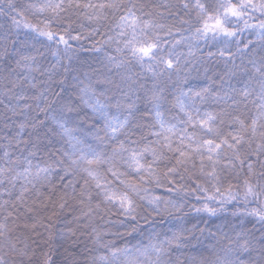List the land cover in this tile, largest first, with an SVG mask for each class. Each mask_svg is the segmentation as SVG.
<instances>
[{"label":"snow or ice","instance_id":"snow-or-ice-1","mask_svg":"<svg viewBox=\"0 0 264 264\" xmlns=\"http://www.w3.org/2000/svg\"><path fill=\"white\" fill-rule=\"evenodd\" d=\"M0 3H3V6H0V16L10 19L17 29L23 26L54 42L57 49L63 45L65 53L71 50L70 41L81 39L79 33L73 35L76 31L73 27L74 17L77 20L83 19L100 25L109 21L111 16L114 21L112 24L114 34L108 35L107 39L101 42V47L116 44V51L121 54V58L117 60L116 57L106 56L108 62L114 63L119 68L130 61H135L145 66L154 78L162 72L179 73L191 61L201 59L191 50V45L183 61L181 54H176L171 49L167 54H161V50L168 42L167 37L180 34L181 40L185 39L180 29H176L174 33L171 26L160 23L165 13L174 17L180 24L188 25L186 30L190 32L193 41L206 42L209 39L216 41L218 37L227 41L242 34L244 29L258 28V39L264 42V19L257 25L249 24L254 13L264 16V0H235V2L234 0H182L178 4L165 2L151 5L150 11H146L149 6L140 3L139 0H32L27 4L19 3L18 0H6V2L0 0ZM161 7L165 12L159 11ZM173 9H182L189 19H183L180 12H173ZM25 13L37 18L36 23L29 22ZM80 27L82 28L83 24ZM92 32H99V28H93ZM9 41V35H5L0 40V49L6 55ZM180 42L176 40L172 44V49ZM11 43L22 48L27 46L26 41L19 39L11 40ZM236 43L235 54L225 47L218 49L216 53L209 52L208 56L218 55L226 62L231 61L236 54L243 56L252 42L249 41L242 48L239 47L238 40ZM17 55L20 56L18 60L15 56L12 59L17 67L26 71L24 80L31 82L34 79L32 72L39 70L33 66L41 53L37 49L35 55H20L19 52ZM55 55L59 60V53ZM249 63L252 65L251 72L242 62L240 66L233 65L228 73L229 76H235L237 72L247 75V79L238 81L241 84L239 88L223 80L216 92L212 91V86L201 87L199 91H194L192 87L187 91L182 87L178 88L174 106L185 117L181 127L165 121L159 109L166 100L162 95V89L154 84L147 91L151 93L148 99L156 121L154 127L158 126L159 130L152 133L156 137L154 141L150 140L143 144L130 139L129 134L130 118L137 110L135 101L131 100L129 95L134 91V81L128 85L127 92L116 86L110 104L101 103L99 98L111 91L109 87L111 82L106 78L98 79L94 85L89 82L79 88L81 102L87 104L95 118L94 131L88 133L93 137L90 143L74 135V129L68 127L65 112L74 111L70 103L61 104L59 110L51 107L54 101L46 97L59 96V94L50 90L47 81L43 82L40 98L45 106L37 105V108L44 114L45 119L44 121L34 119L31 125L35 128L50 120L57 134L65 138L68 150L62 152L63 159H56L44 165H33L27 157L21 162L19 156L10 151L14 142L17 145L20 143L18 136L5 135L4 144L0 147V159H2L0 197L7 195L10 199L0 201V207L12 206L13 210L17 211L11 197L16 183L20 180H23V184L15 197V203L24 207L27 204L25 193L28 192L29 186L34 189L38 184L47 183L51 186V176L58 167L65 176H79L82 180L79 191L73 181L64 185L66 191L58 197V208L64 209L68 206L69 200L75 201L81 208L80 216L89 221L97 213L110 212L115 208L123 217L131 218L130 223L134 225L138 222V218L147 222V217L140 215L141 201L147 203L154 216L179 213L184 207L183 204L150 195L147 185L153 184L156 188H162L165 184L172 185L168 189L169 193L196 195L199 192L208 201L227 202L239 197L243 199L245 205L250 202L257 204V207L251 209L245 207L244 214L254 216L260 222L259 235L255 232L238 233L236 238L230 239L228 246L222 249L224 253L222 256H217L214 261L204 264H264V57H261L259 62L253 59ZM12 74H16L14 69ZM126 79L131 81L132 77ZM9 83L10 93L12 89L21 87L13 81ZM35 86L33 83L32 87ZM136 87L144 86L136 84ZM97 89L103 91L97 93ZM61 91L63 92L64 89L61 88ZM14 98L18 101L24 99L21 93H17ZM207 98L222 102L233 109L241 106L247 109L251 104L255 112L247 118V122L239 116L233 117L231 120L233 130L224 133L218 127L223 123L219 119V113L208 111L201 113L195 106L197 100L204 102ZM25 107L30 109L31 106L25 105ZM4 108L6 109L3 117L4 128L7 130L12 117L17 115V106L10 100ZM125 112L127 115L121 118ZM97 124L102 125V128H97ZM25 126V124L19 125L21 132ZM100 131H103V136L99 135ZM121 136L125 139H120ZM207 136L213 138L207 139L205 138ZM13 156L17 158L13 159ZM130 176L134 178L130 179ZM197 176L204 183L196 179ZM229 176L237 179L239 184L234 186L228 183L225 188L224 183ZM173 177H178L181 182L185 179L192 180L195 187L189 189L184 183L178 184ZM60 179L63 180L64 177ZM205 184L208 186L206 187ZM237 187L242 188V197L236 190ZM196 198L199 200L200 196L197 195ZM203 210L213 214L216 211L207 204H204ZM25 211L31 209L25 207ZM11 215L8 213V216ZM7 218L6 216L5 220ZM73 219L78 220L79 217ZM149 226L151 227V224ZM6 231V223H0V236H4ZM132 231L135 232L136 228L133 227ZM91 234L93 243L105 253L93 257L91 264H170L166 259L169 248L182 239L181 235L173 233L171 237L165 236L164 239H155V242L150 241L147 245L129 248L116 247L96 228H92ZM62 235L72 238L76 233L72 228H68ZM10 248L21 257H27L29 254L27 245L17 248L15 244H10ZM0 264H9L4 255H0ZM43 264H51L49 255L45 254Z\"/></svg>","mask_w":264,"mask_h":264},{"label":"trees","instance_id":"trees-1","mask_svg":"<svg viewBox=\"0 0 264 264\" xmlns=\"http://www.w3.org/2000/svg\"><path fill=\"white\" fill-rule=\"evenodd\" d=\"M18 2L27 4L32 2V0H18ZM139 2L148 5L149 7L145 10L150 11L152 10L150 7L151 5L165 2L178 4L182 2V0H139ZM0 6H3V3H0ZM159 11L165 12V9L161 7ZM172 11H179L183 19H189L182 9H173ZM25 16L29 22L36 23L37 18L32 17L28 13H25ZM73 19L75 21L73 27L76 29L73 35L79 33L81 39L79 41H70L72 44L71 49L75 51L79 49L81 51L79 52V56H75L76 60L70 62L72 60L62 57L59 58V60H57V58L50 61L47 60L45 49L54 54L55 49H57L54 42L48 41L45 37H41L34 31L23 26L17 29L15 25L11 23L10 19L0 16V40H2L5 35L10 36V41L7 45L8 54L6 55L3 50L0 49V147L4 144L3 137L5 135L10 134L11 136H18L20 143L17 145L14 142V146L10 151L16 153L21 162L27 157L32 161L33 165H44L56 159H63L62 152L68 150L65 138L57 134V130L50 120L45 121L44 125H37L35 128L31 125V121L34 119L40 121H44L45 119L44 114L40 113L37 108V105L40 107L45 106L42 98H40V92L42 91L43 82L45 81L48 82V86L52 92L59 94V96L46 97V99L54 101L51 107L54 110H59L61 104L70 103L74 111L72 113L65 112V117L68 120V127L74 129V135L78 136L81 140H85L86 143H90L93 137L89 136L88 133L89 131H94L93 124L95 118L92 116L91 109L87 104L81 102L79 88L83 84L89 82L94 85L98 79L106 78L110 82L113 80L115 86L109 85L111 91L107 92L105 96L99 97L101 103L110 104L112 103L111 96L112 93L116 91V86H119L125 92L128 91L127 87L122 86L123 83L116 71L121 72L126 77H132V80L135 79L134 86L139 84L144 87L138 88V90L134 89L132 93H129L130 99L135 101L137 108L130 118L129 134L130 139L143 144L150 140L154 141L156 137L153 136L152 133L159 130L158 126L154 127L156 121L153 115L152 105L144 94L146 93L150 96L151 93L147 90L151 89L154 84L162 89V95L166 100L159 109L165 121L169 124L181 127V122L185 117L174 106L178 88L182 87L187 91L189 87H192L194 91H199L201 87L212 86V91L216 92L219 90V85L222 80L239 88L241 84L238 83V81L247 79V75L237 72L235 76H229L228 73L233 68V65L240 66L243 62V66L251 72L252 65L249 61L255 59L259 62L260 58L264 57V42L258 39V28L244 29L242 34L234 38H229L227 41L219 37L216 41L211 39L206 42L203 40L193 41L190 32L186 30L188 25L180 24L174 17L167 16V13H165V17L160 19V23L171 26L174 33L176 29H180L185 38L181 40V35L176 34L173 37L166 38L168 41L167 44L172 43L174 40H180L181 44L184 43L181 48L180 45H178L173 49L176 54H181L182 61L187 57L189 46L191 45V50L195 52L198 57H201L200 60L191 61L190 64L182 68L179 73L162 72L155 78L145 66L135 61H130L128 64L119 68L114 66L113 63H111L112 68H104L102 65V74L99 75L98 69L100 60L97 54L108 53L105 51L109 49V51L113 53L110 54L116 57L117 60L121 58V54L116 51V44H108L101 47V42L106 40L108 35L114 34L112 31V24L114 21L110 16L109 21L96 25L87 20H77L75 17ZM262 19H264V16H261L259 13H254L253 19L249 21V24L257 25ZM81 24H83L82 28L80 27ZM97 27L99 28V32L93 33L92 29ZM16 39L26 41L27 46L22 48L20 45H13L11 40ZM237 40L240 42L239 47L241 48L249 41L252 42L249 44L243 56L236 54L233 60L227 62L218 55L208 56L209 52L216 53L218 49H223L225 47L229 48L235 54ZM61 48H64V46L60 45L57 50L59 51ZM37 49L41 55L37 56V62L33 67L39 70L32 72V77H34V79L31 82H26L24 80L26 71L17 67L12 57L15 56L18 60L20 56L17 55V52H19L20 55H35ZM197 49H199V51H197ZM161 54L164 55L167 54V52H162L161 50ZM89 57L91 58L83 60ZM93 61L94 65L85 73L84 65ZM66 66L68 67L69 74L72 76L70 78L71 83L68 79H63ZM13 69L16 74H12ZM139 69H141L142 72L138 76ZM133 72L135 73V78L133 77ZM87 74L89 75L86 76ZM9 81H13L21 87L12 89L10 93L8 91V89L11 88ZM33 83L36 85L35 87H32ZM57 85H60V87ZM61 88L64 89L63 92ZM72 88L77 90V95ZM96 91L100 93L103 89H97ZM17 93H21L24 99L19 101L15 99L14 97ZM70 96L72 98L68 99ZM61 97L63 98L61 99ZM137 97H139V99H137ZM10 100L13 105L17 106V115L12 117L8 129L5 130L3 117L6 109L4 105H7ZM73 101L78 104H76L78 107H75ZM185 103L188 102L185 101ZM228 104L230 105L231 102L229 101ZM25 105H30V109L26 108ZM195 106L201 113L205 111L219 113V119L223 121V123L219 124L218 127L224 133L233 130L234 126L231 124L233 117L239 116L247 122V118L255 112L254 106L251 104L248 105L247 109L243 106L238 109H233L211 98H207L204 102L197 100ZM51 114L52 113H50V115ZM125 115H127L126 112L122 114L121 118ZM20 124L26 125L22 132L19 128ZM96 127L102 128V125L97 124ZM189 130L191 131V129ZM99 135L103 136V131H100ZM43 137H47L46 139H48L52 145L51 148H45L48 141L45 144L42 139ZM205 138L211 139L213 137L207 136ZM120 139H125V137L121 136ZM16 158V156H13V159ZM148 159H151L150 155ZM0 163H2V159H0ZM121 171H124V169H121ZM60 177H64V179L61 180ZM129 178L131 179L134 177L130 176ZM109 179H111V176H109ZM173 179H175L178 184L184 183L189 189L195 187V183L192 180L185 179V181L181 182L178 177H173ZM196 179L204 183L199 176H197ZM69 181L75 182L77 191H79L80 185L82 184L80 177L73 175L65 176L63 171L58 167L56 172L51 176V186L47 183L43 185L38 184L36 189L29 186L28 192L25 193L27 204L24 207L15 203V197L18 195L23 180L16 183L11 200L15 204L17 211H14L12 206L6 208L0 207V223H6L7 225V231L4 236H0V255H4L9 261V264H43L45 254L51 257V264H91L93 257L105 254L102 249H99V247L93 243V235L91 234L92 228H96L104 233V238L112 241L116 247L127 246L129 248L133 246H144L150 241L155 242V239H164L165 236L171 237L173 233H177L182 236V239L169 248L166 259L170 264H204V262L214 261L217 256H222L224 254L222 249L226 248L229 244V240L235 239L238 233L255 232L259 235V230L261 228V224L256 217L244 214L245 207L249 209L257 207V204L254 202L245 205L243 199L239 197L236 200H229L227 202L221 200L208 201L204 198L203 194L199 192L196 193V195L169 193L168 189L171 188L172 185L165 184L162 188H156L153 184L147 185L150 195L159 196L163 199H170L177 204H183L184 207L179 213L173 212L171 215L164 214L162 216H154L151 214V209L148 208L147 203L141 201L140 215L147 217V222L145 219L138 218V222L134 225L130 223L131 218L123 217L115 208L110 212L97 213L89 221L87 218L80 216V206L75 201L71 200L68 202V206L64 209H58L52 220L44 224V232L39 231V233L41 237L44 238L45 243L36 247L32 243V239L30 242L28 238L24 237L23 229L14 228V221L24 217L25 207L31 209V198H39V196L44 195L46 192L61 194L66 191L64 185L68 184ZM228 183L237 186L239 181L229 176L225 180V188L228 186ZM205 186L207 187L208 185L205 184ZM236 190L240 192V196L242 197V188L237 187ZM67 191L70 192L71 189H67ZM197 195L200 196L199 200L196 198ZM9 199L7 195L0 197V201ZM55 202L57 203L59 200ZM204 204H207L209 208L215 209V213L204 211ZM54 205L56 204L54 203ZM196 209H201V211H196ZM28 212L31 213V211ZM8 213L12 215L8 216ZM14 215L17 216L13 217ZM6 216L8 217L7 220H5ZM74 217H79V219L74 220ZM41 222L44 223L45 221L41 220ZM149 224H151V227ZM133 227L136 228L135 232L132 231ZM68 228H72L73 231H75L76 235L74 237L68 238L62 235V233L67 232ZM10 244H15L17 248H23L24 245H27L29 252L28 256L21 257L18 253L11 250ZM141 259H143V257H141Z\"/></svg>","mask_w":264,"mask_h":264},{"label":"rangeland","instance_id":"rangeland-1","mask_svg":"<svg viewBox=\"0 0 264 264\" xmlns=\"http://www.w3.org/2000/svg\"><path fill=\"white\" fill-rule=\"evenodd\" d=\"M174 42H175V40L172 43H170V44H165L164 48L162 49V52H168L170 49L173 50L172 49V44ZM70 45H72V44L70 43ZM178 45H180V48H181L184 45V43L177 44L175 46V48ZM80 51L81 50H79V49L77 51L71 49L69 52L65 53L63 51V48H61L59 51L57 49H55V53H57V52L59 53V58L62 57L64 59L72 60L70 62H73V61L76 60L75 56H79V52ZM45 52H46L45 54H46L47 60L50 61V60H53V59H56L57 58V56L55 55V53L53 54L52 52H50V51H48L46 49H45ZM105 52H108V53H100V54H97L98 55V59L100 60L99 61V65L100 66H99V69H98V74L99 75L102 74L101 73V66L102 65H103L104 68H108V67L109 68H112V64L108 62V60L106 59V56H112V57H114L113 55H111L113 53L110 52L109 49L106 50ZM97 53H99V52H97ZM93 54H95V53H93ZM89 56H95V55H89ZM90 58L91 57L86 58V59H83V60H87V59H90ZM103 61H107L108 63L107 62H103ZM93 65H94V61L91 62V63L85 64L84 65V71H85V73H87L89 71V69ZM114 66H115V64H114ZM65 68H66V71L64 72V74H67L68 67L66 66ZM114 69H115V67H114ZM141 72H142L141 69H139L138 70V76L140 75ZM116 73H117L118 77L120 78V80L122 81V83H123L122 86H124V87H127L128 88V85L131 84V83H133V81L135 80V79H133L131 81H127L126 80V76L123 75L121 72L116 71ZM64 74H63V79H68V81L71 83V79L70 78L72 76L69 74V72H68L67 75H64ZM88 75L89 74H87L86 76H88ZM133 77L135 78V73L134 72H133ZM110 84H111V86H115V82L113 80L111 81ZM133 88L136 89V90H138V87H136L134 85H133ZM72 89L74 90L75 94L77 95L78 94L77 90L75 88H72ZM144 94L146 95V98H148V95L146 93H144ZM69 98H72V97L70 96V97H68V99ZM73 100H74V98H73ZM76 104L77 103L74 102L75 107H78L77 106L78 104L77 105ZM0 124H1V122H0ZM46 138L43 137L42 139H43V142L45 144L48 141V144H47V146H45V148L49 149V148H51L52 145L49 142V140L46 139ZM59 195H60V193H56V192L55 193H53V192H46V193H44V195L39 196V198L38 197L31 198V213L28 212V211H25V215H24L23 218H20L19 220H15L14 221V228L15 229H17V228L23 229L24 237L28 238L30 242H31V239H32L33 240L32 243L36 247L37 246L39 247L41 244L45 243V240H44L43 237H41L39 231L44 232V229H45L44 224H46L47 221L52 220V218L56 215L57 210L59 209L58 208V203L59 202L56 203L55 201L58 200ZM69 201H71V200H69ZM54 203L56 205H54ZM16 216L17 215H14L13 217H16ZM40 218H43V219H40ZM39 219H40V221H39ZM41 220L42 221H45V222L42 223ZM25 225H27V227H25ZM33 225H35L34 228H33ZM84 238H85V236H84ZM42 248H44V247H42Z\"/></svg>","mask_w":264,"mask_h":264}]
</instances>
